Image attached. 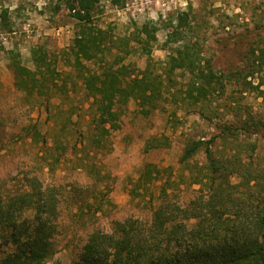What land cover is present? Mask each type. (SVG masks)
I'll return each instance as SVG.
<instances>
[{
	"label": "rangeland",
	"instance_id": "1",
	"mask_svg": "<svg viewBox=\"0 0 264 264\" xmlns=\"http://www.w3.org/2000/svg\"><path fill=\"white\" fill-rule=\"evenodd\" d=\"M182 12L189 13L183 19L184 36L218 74L247 68L251 49L264 40V0H100L90 23L110 34L100 57L84 59L77 68L69 48L83 23L66 0H0V182L15 188L25 176L37 174L59 186L57 264H75L93 230L112 231L115 220L150 216L151 193L157 195L162 181L140 195L144 189H139L138 177L147 162L168 168L179 185L180 202L194 196L199 185L181 180V174L189 173L179 163L186 140L217 134L233 119L228 110L232 101L264 117V97L239 76L224 91L216 86L195 104L187 99L190 74L166 68L171 48L182 42L167 44V34ZM145 25L157 27L156 40L149 44L150 61L140 40ZM39 44L57 56V68L68 83L69 97L57 95L49 108L16 88L11 67L12 56L19 53L26 66L35 68L31 55ZM121 56L131 73L145 69L149 61L150 69L163 75V97L148 115L130 99L122 109L121 128L103 142H93L94 110L79 71L99 72ZM261 74L264 70L247 80L255 86ZM34 127L41 133L37 137ZM216 146L225 150L222 140ZM204 161L202 152L191 160L199 165Z\"/></svg>",
	"mask_w": 264,
	"mask_h": 264
},
{
	"label": "trees",
	"instance_id": "2",
	"mask_svg": "<svg viewBox=\"0 0 264 264\" xmlns=\"http://www.w3.org/2000/svg\"><path fill=\"white\" fill-rule=\"evenodd\" d=\"M99 1L66 0L72 15L83 23L69 48L77 68L84 59L100 57L110 34L90 23ZM186 15L189 13L177 16V23L167 34V44L182 42L171 48L166 68L169 73L181 69L190 74L185 95L191 104L216 86L224 91L238 76L264 97L260 88L264 76L260 75L261 81L255 86L247 80L264 70V40L251 49L247 68L218 74L210 60L203 62L196 43L184 36ZM1 17L7 19V10ZM156 30L147 25L141 29V47L149 61V44L156 40ZM124 57L107 61L99 72L79 71L94 110L93 142L101 143L121 128L122 109L130 99L148 115L163 97V75L151 70L149 61L145 69L128 72L122 63ZM31 59L33 69L22 62L19 53L12 56L16 88L47 108L57 95L69 97L68 83L57 68V56L39 44L33 48ZM231 103L228 110L233 119L217 134L209 139L186 140L179 163L189 173L181 174V180L199 185L194 196L180 202L179 185L171 179L168 168L145 163L138 177V187L144 189L140 195L162 181L157 185V195L151 193L150 216L115 220L112 231L93 230L75 264H264V117L256 116L248 106ZM33 131L36 137L41 134L35 127ZM218 140L225 142V150L216 146ZM200 152L204 163H192ZM59 217L58 185L37 174L25 176L15 188L0 182V264H57Z\"/></svg>",
	"mask_w": 264,
	"mask_h": 264
}]
</instances>
